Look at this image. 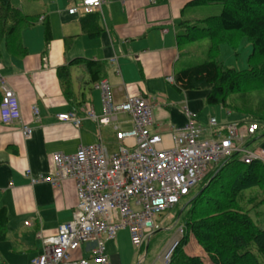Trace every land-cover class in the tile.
Listing matches in <instances>:
<instances>
[{
	"label": "crops",
	"instance_id": "obj_1",
	"mask_svg": "<svg viewBox=\"0 0 264 264\" xmlns=\"http://www.w3.org/2000/svg\"><path fill=\"white\" fill-rule=\"evenodd\" d=\"M104 1L100 14L84 18L68 14L75 0H54L47 11L29 14L23 4L17 7L26 15H48L53 40L49 46L45 44L44 28L39 23L22 32L29 52L26 58L11 57L2 45L0 78L17 93L23 122L33 133L26 139L19 125L4 126L0 119V209L7 210L8 227V238L0 243V264H32L42 254V241L54 237L60 225L73 220L79 202L73 180L64 181L59 188L45 182L33 183L54 171V155L77 154L98 131L99 142L89 145H105L101 129L113 128L114 133L116 128L126 132L132 129L127 115H118L117 121L109 125H99L88 117L87 111H93L96 119L105 116L103 96L95 86L93 91L99 97L92 101L84 94L85 103L80 108L72 105L59 84L58 68L77 58L103 63V81L113 88L114 102L122 104L128 96L147 98L153 110L152 133L163 136L166 145L170 144V134L188 123L186 108L203 128L199 119L207 93L180 92L174 86L177 68L183 67V51L177 39L183 31L182 22L197 20L195 8L202 6L188 7L192 0ZM91 16L98 19L102 29V34L94 39L82 30L83 25L93 29ZM67 37H76L69 50L65 46ZM170 77L174 82L168 81ZM68 113L78 115L80 127L58 119ZM241 121L223 120L214 138L224 137L227 126ZM203 136L213 137L205 130ZM257 148H264V141ZM89 248L83 246L77 256L88 257ZM108 257L115 264L116 256Z\"/></svg>",
	"mask_w": 264,
	"mask_h": 264
},
{
	"label": "built area",
	"instance_id": "obj_2",
	"mask_svg": "<svg viewBox=\"0 0 264 264\" xmlns=\"http://www.w3.org/2000/svg\"><path fill=\"white\" fill-rule=\"evenodd\" d=\"M103 4L104 0H77L68 12L70 16L83 17L99 13ZM168 81L174 82L173 78ZM2 85V123L19 124L24 137L29 138L33 130L23 124L16 93L4 81ZM96 89L102 93L105 116L96 119L93 111H87L88 117L99 125H109L117 121L118 115H127L132 129L126 132L116 128L117 152L111 154L101 143L81 147L75 155L57 153L54 171L33 180L34 184L45 182L54 188L73 180L79 202L73 220L60 225L54 237L42 241V254L32 264H111L106 255L107 242L128 230L132 245L141 249L163 229L164 221H157V216L190 196L226 160L239 154L246 165L264 164V149L245 147L246 138L259 130L256 124L248 125L246 130L231 124L226 127V136L214 138L219 126L216 119H211L213 137L204 138V129L186 108L188 123L175 129L166 145L163 136L151 131L153 110L146 98L129 96L118 105L107 81L96 85ZM33 112L38 114L36 108ZM58 119L76 127L81 125L76 113L59 115ZM179 232L183 234V228ZM177 245L176 241L163 253L162 264L171 263ZM83 246L93 247L88 249V257L79 258L77 253Z\"/></svg>",
	"mask_w": 264,
	"mask_h": 264
},
{
	"label": "trees",
	"instance_id": "obj_3",
	"mask_svg": "<svg viewBox=\"0 0 264 264\" xmlns=\"http://www.w3.org/2000/svg\"><path fill=\"white\" fill-rule=\"evenodd\" d=\"M220 6L221 14L205 19L183 21L178 34L179 46L210 40L209 59L200 64L184 65L175 74V88L180 92H206L205 103L214 106L237 108L229 99L238 94L259 93L264 90V0H192V6ZM88 30L90 38H98L102 29L95 16ZM41 23L45 44L53 40L52 25L45 14L26 15L13 5L12 0H0V62L3 50L16 59L26 58L28 49L22 41V32ZM246 38L253 46L250 67L242 72L227 68L217 60L220 46L227 43L235 49ZM76 37L65 38L66 50L74 45ZM104 64L86 58H77L57 70L59 84L66 99L75 107L84 103V92L103 81ZM80 71L76 82L73 72ZM248 96V95H247ZM3 94L0 90V105ZM261 122V123H260ZM258 125L262 121L246 118ZM264 124V123H263ZM264 137V136H263ZM249 146V145H248ZM264 190V164L245 165L239 154L226 160L213 170L177 216L184 227V236L174 250L170 264H195L188 250L190 238L203 249L210 264H264V228L257 226L248 212L240 206L239 198L248 189ZM8 238L7 210L0 209V243Z\"/></svg>",
	"mask_w": 264,
	"mask_h": 264
},
{
	"label": "rangeland",
	"instance_id": "obj_4",
	"mask_svg": "<svg viewBox=\"0 0 264 264\" xmlns=\"http://www.w3.org/2000/svg\"><path fill=\"white\" fill-rule=\"evenodd\" d=\"M15 7L24 6L25 13L29 14L31 12H43L51 8V3L54 0H12ZM68 6V5H66ZM198 19H205L209 17L218 16L221 14L222 8L220 6H205L197 7ZM41 31V30H34ZM40 36V34H39ZM36 39V37H35ZM235 49L230 44H223L220 46V53L217 60L224 64L225 67L236 70L237 72H242L250 67V56L253 51L252 44L246 39L242 38L237 44ZM210 40L204 39L199 42L184 45L181 47L183 51V58L180 62L182 66L191 64H200L208 60L209 57ZM182 67H178L177 71ZM80 75V71H74V80L77 84V78ZM111 88V87H110ZM113 93V88L111 90ZM248 95V96H247ZM85 96L88 100H94L99 97V93L96 91H90L87 89L85 91ZM237 103V108H228L224 106H214L208 105L204 102V110L199 119V122L203 126V129L209 133V135L214 132L210 130L209 123L211 118L216 119L218 126H220L223 120L228 119L231 122H236L242 120L245 122L248 117H255L262 121L261 130L253 137H250L246 143H248L249 149H255L260 147L261 143L264 141V90L259 93H244L242 96L238 97V94L232 96L229 99V105L231 106L233 101ZM228 112H231V116H228ZM261 123V122H260ZM102 130V137L105 147L109 150L111 154L117 152L119 143L116 139V133H114L113 128H104ZM208 138V136H206ZM89 142L86 143L87 147H92L89 144L99 142V131L98 135L90 136ZM87 141V140H86ZM198 188L188 197L184 198L175 208L172 210H167L161 215H158L157 221H165L162 230L156 232L150 239L149 243H146L142 249L135 248L130 239V233L128 230L121 232L115 241L108 242L106 244V254L107 256H116L117 261L115 264H162L159 256L163 254L172 244V242L181 241L182 233L178 232L180 228L177 216L179 212L183 210L187 202L197 193ZM239 203L242 208H244L248 214L253 219L254 223L264 228V190L260 188L248 189L239 198ZM192 238V237H191ZM188 244V250L192 254L195 264H210L208 261V256L205 254L203 249L199 247L196 242L191 239ZM164 264V263H163Z\"/></svg>",
	"mask_w": 264,
	"mask_h": 264
},
{
	"label": "bare ground",
	"instance_id": "obj_5",
	"mask_svg": "<svg viewBox=\"0 0 264 264\" xmlns=\"http://www.w3.org/2000/svg\"><path fill=\"white\" fill-rule=\"evenodd\" d=\"M93 246H90V248H92Z\"/></svg>",
	"mask_w": 264,
	"mask_h": 264
}]
</instances>
